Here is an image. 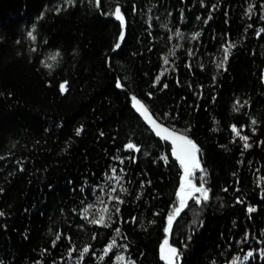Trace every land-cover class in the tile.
Wrapping results in <instances>:
<instances>
[{"label":"trees","instance_id":"obj_1","mask_svg":"<svg viewBox=\"0 0 264 264\" xmlns=\"http://www.w3.org/2000/svg\"><path fill=\"white\" fill-rule=\"evenodd\" d=\"M63 3L0 0V210L6 213L0 216V262L78 264L81 250L91 245L89 253L96 255L85 253L79 264H121L100 258L104 245L114 239L110 256L123 251L137 264H166L160 245L169 235L170 242H180V264H224L237 252L239 264H264L259 254L264 249V32L255 35L264 27V3L121 0L127 21L123 28L110 13L104 14L114 8L113 0H101L100 8L95 0H77L68 7ZM57 5L59 13L51 10ZM40 11L45 16L37 20ZM32 23L37 24L36 41L26 36ZM177 27L180 35H175ZM193 31L200 36L192 38ZM118 40L121 47L114 49ZM229 40L235 47L227 70L217 69L222 46ZM57 49L62 53L58 63L49 60L55 68L40 64ZM165 56L173 63L166 64ZM157 75L161 83L153 84ZM116 77L126 83L125 89L115 86ZM64 79L69 81L67 92L59 90ZM149 91L152 97H147ZM129 93L178 130L190 123L188 131L200 145L198 156L211 197L202 206L193 207L189 201L170 233L164 232L167 210L175 200L182 169L173 156L164 162L161 153H170V144L136 113ZM168 112L179 115L172 119L165 115ZM232 123L247 125L239 130L250 137L251 147L245 148L239 137L233 140ZM129 139L140 150L125 149ZM120 155L126 157L123 165L113 159ZM132 155L135 161L127 159ZM113 167L123 179H109L110 172L104 175ZM121 167L128 171L120 172ZM86 178L89 185L81 189ZM142 180L151 183L141 184ZM95 184L100 187L93 192ZM121 186L128 191L120 192ZM115 195L124 198L119 214L112 207ZM248 204L256 205L251 213ZM88 205L93 207L87 219L72 211ZM106 208L112 209L111 227L88 222ZM194 217L204 224L191 232ZM57 232L62 240L53 247ZM124 244L129 247L124 249ZM248 248L255 251L244 262Z\"/></svg>","mask_w":264,"mask_h":264},{"label":"snow or ice","instance_id":"obj_2","mask_svg":"<svg viewBox=\"0 0 264 264\" xmlns=\"http://www.w3.org/2000/svg\"><path fill=\"white\" fill-rule=\"evenodd\" d=\"M77 0H64L63 6L68 7L72 4H75ZM201 3H204V0H201ZM261 3H264V0H261ZM95 5L96 7L100 8L101 6V0H95ZM113 5L114 8L110 9L108 12H104L105 15H109V13L114 16L121 24L122 28L124 25H126V16H125V10L122 7L121 0H113ZM45 8H49V5H45ZM213 8L216 7V5H212ZM54 10L56 13L61 12V6L57 5L54 7ZM133 11H136L135 5H133L132 8ZM252 10V5H249V11ZM103 11V9H101ZM45 16L44 11H40L38 16L36 17L37 20L43 18ZM181 18H183V10H181L180 13ZM211 16V13L209 14V18ZM208 20L205 19V23L207 24ZM37 29V24L32 23L31 27L29 30L26 31V36L30 38L32 41H36L37 35L33 30ZM181 29L177 27L175 29V35H180ZM247 31V29H245ZM264 32V27H260V30L255 33V35L260 36L261 33ZM199 31H193L191 33L192 38H197L200 36ZM125 35V32L121 30L119 32V38L120 40H123ZM0 39H3V37H0ZM17 43H19V37L17 38ZM121 47L120 41L118 40L116 44L114 45V49H119ZM177 47H180V45H177ZM223 57L216 61V68L220 69L223 68L225 71L227 70V61L229 58L230 51L233 47H235V44L232 41H227L226 44L223 46ZM32 50H36V45L33 43L32 45ZM75 52V49H73ZM188 52L192 54V49H188ZM62 53L59 49L56 50V52L48 57H45L40 60V64L43 65L44 67L48 69H53L57 65L56 63H49V60L51 61H56L58 63V57L61 56ZM111 59V58H109ZM165 63H173L168 60V57H164ZM201 68L204 67V64L199 65ZM188 67H192V65L189 63ZM167 69H161V73L166 71ZM261 79H264V77H261ZM51 83V81H48ZM179 82V81H177ZM216 82V74L214 73L212 76V83ZM115 86H117L120 89H125L127 87L126 83H123L121 81L120 77H116L115 81ZM161 83L160 81V75H157L156 78L153 80V84H159ZM68 86H69V81L67 79H64L59 82V90L61 92H67L68 91ZM167 83H163V87H167ZM191 86V85H190ZM199 88H203L204 85H198ZM131 95V101L133 105L136 107V109L142 114L143 119L147 122L148 125L151 126V128L156 132V134L160 137H162L166 141H170V148L171 151L170 153H161V156L164 160L165 163H167L169 156L175 157V160L179 162L180 168L182 169V173L179 177L178 181V187L174 191V196L175 200L172 201L171 206L167 210V216H166V225L164 227V232L165 233H170L172 231V227L175 221V218L178 217L186 208L189 207V201L192 202V206H202L205 202H207L210 197H211V188L208 184L207 181V172L206 169H204L198 153L200 152V145L197 142L196 139L193 138V136L190 134L188 131L192 125L189 123L187 128L183 131L178 130L175 128V125L169 123L162 122L157 115H154L152 111L150 110V107L148 104L145 103L143 99L138 98V96L135 93H129ZM154 95L153 91H149L147 93V97H152ZM199 95H203V93H199ZM215 97H213L214 99ZM240 101L237 100L236 104H239ZM247 103V101H246ZM239 109H237L238 111ZM166 116L172 117V119H175L179 113H172L168 112L165 113ZM252 123L255 124L257 123V120L255 117H252ZM247 125H240L239 127H246ZM84 125L81 124L76 128V133H80L81 130L83 129ZM231 129L235 133V135L232 137L233 140L236 139V137H239L241 140L244 141V147L249 148L252 145L249 143L250 137L248 135H244L241 133L239 130V127L236 123H232L230 125ZM251 131L253 133L257 132L256 127H252ZM101 135H103V132H101ZM123 147L125 149H131V150H140L141 146L133 141L132 139H129ZM119 151V149L117 150ZM113 159H117L121 162V165L124 164L126 157L123 155L120 156H115ZM129 161H135L136 156L132 155L130 157H127ZM21 169H23V165L21 164ZM197 170H199V174H197ZM120 172H127L128 169L127 167H121L119 169ZM109 172L111 175L109 176V179H123V177L118 175L117 168L113 167L110 168L108 171L104 173V175H109ZM144 183H151V180H142L141 184ZM89 185V181L86 178L83 183L81 184V189H83L85 186ZM107 187V185H104ZM51 187V185H49ZM100 187V184H95L91 186V190L93 192L96 191ZM225 191H227V185H225ZM0 191H3L2 188H0ZM117 189L113 188L112 193H115ZM120 192H127L128 189L127 187L121 186L119 189ZM261 195L264 196V189L261 190ZM236 201H239L243 203L244 201L241 200L240 196H236ZM114 200L117 202L114 204L112 207L114 208V211L116 214H119L121 209H120V204L124 202V198L120 195H115ZM93 205H88L87 208L81 210L76 207L72 209L74 212H79L81 216H85V219H87L86 213L89 211L90 208H92ZM256 207V205L248 204L247 208L249 213L253 211V209ZM63 211V210H62ZM112 209L106 208L104 211L101 212L99 217H93L92 219L88 220L89 223H95L97 225H105L108 227H111V220H112ZM6 213L2 210H0V216H4ZM120 219H123V217H120ZM129 219L135 220L136 217H129ZM151 223H155V221H151ZM191 224L193 227L191 228V232H196L198 228L202 227L204 224V220L202 218L194 217L191 220ZM6 227V225H5ZM80 227H83L81 224ZM51 231V230H50ZM114 231L116 233H119L121 229L119 227L114 228ZM95 233H93V238H95ZM249 233L245 231L243 235V239L248 238ZM68 239H71V236H68ZM187 240H191L192 236L188 235L186 237ZM62 240V235L60 232H57L55 234V239L51 241V245L53 247H56L57 242ZM181 240L183 241L184 238L182 237ZM116 243V241L110 240L107 244L104 245V251L101 254L100 258L104 259L105 256L108 257L109 260H115L118 262H121V264H137L136 260L131 257V255H128L125 257V253L123 251L119 252L118 254H115V256H110L109 253L112 252L113 245ZM180 242H170L169 241V235H165L163 242L160 245V255L162 259L166 262V264H180L181 258L183 256V251L181 247H178L177 244ZM237 244L240 243L239 240L236 241ZM91 245L85 246L81 250L80 257L78 258V264L80 261H84L85 253H89V249L91 248ZM124 249H127L129 247L128 244H124L122 246ZM183 247L187 248L188 245L187 243H183ZM228 247H232V245H228ZM45 251H48V249H45ZM71 249L68 250V255H71ZM255 249L253 248H248L247 252L243 255V261L248 262L250 258L253 256ZM259 254L261 257H264V249L259 250ZM96 253L93 251L89 253V256H95ZM60 259H63V257H60ZM240 261V253L237 252L232 255L231 260H225L224 264H239ZM2 264V262H0ZM51 264H56V262L53 260Z\"/></svg>","mask_w":264,"mask_h":264},{"label":"water","instance_id":"obj_3","mask_svg":"<svg viewBox=\"0 0 264 264\" xmlns=\"http://www.w3.org/2000/svg\"><path fill=\"white\" fill-rule=\"evenodd\" d=\"M133 108H134V110L136 111V113L142 118V120L147 124V122L143 119L142 114L136 109V107H135L134 105H133ZM149 126H150V125H149ZM150 129L153 131V133H154L157 137H159L160 139L164 140L162 137H160V136H158V135L156 134V132L151 128V126H150ZM164 141H166V140H164ZM166 142H168L169 144H171L170 141H166Z\"/></svg>","mask_w":264,"mask_h":264}]
</instances>
